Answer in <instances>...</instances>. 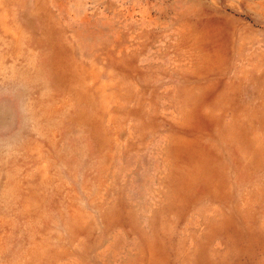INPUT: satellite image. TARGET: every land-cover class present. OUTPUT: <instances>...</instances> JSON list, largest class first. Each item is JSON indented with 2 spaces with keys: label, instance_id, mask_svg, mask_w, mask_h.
I'll use <instances>...</instances> for the list:
<instances>
[{
  "label": "rangeland",
  "instance_id": "rangeland-1",
  "mask_svg": "<svg viewBox=\"0 0 264 264\" xmlns=\"http://www.w3.org/2000/svg\"><path fill=\"white\" fill-rule=\"evenodd\" d=\"M0 264H264V0H0Z\"/></svg>",
  "mask_w": 264,
  "mask_h": 264
}]
</instances>
